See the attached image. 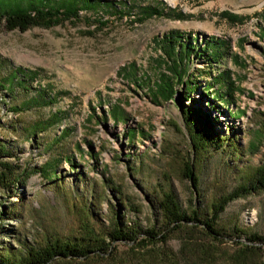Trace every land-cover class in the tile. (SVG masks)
<instances>
[{"label":"rangeland","instance_id":"obj_1","mask_svg":"<svg viewBox=\"0 0 264 264\" xmlns=\"http://www.w3.org/2000/svg\"><path fill=\"white\" fill-rule=\"evenodd\" d=\"M127 1L135 4V13L138 7L152 5L169 15L138 24L132 22L134 16L120 19L103 16L102 11H82L79 20L52 28L0 34V78L16 68L40 73L26 87L29 91L16 84L14 95L0 93V139L13 153L6 161L30 176L11 191L0 188V213L14 212L4 219L0 215V247L22 250L72 240L83 233L85 223L97 231L109 230L115 222L145 231L161 222L164 192H173L185 212L202 211L264 163V0ZM223 12L243 22L230 21ZM172 33L197 46L212 37L226 41L230 51L217 71H229L236 78L228 101L218 97L226 89L215 91L219 86L210 77L197 79V84L215 90L200 88L191 95L196 108L212 118L217 115L215 132L231 137L237 146L195 159L197 192L184 174L193 151L178 104L183 100L191 105L183 87L176 85V100L156 101L147 84L138 85L145 76L147 83L157 80V60L162 58L157 42ZM189 65L195 76L208 71L201 58H191ZM39 87L50 96L58 91L68 94L53 105H38L32 100ZM117 104L126 121L115 124L107 112ZM19 107L24 109L12 111ZM56 112L64 113L59 124L30 133L35 122ZM94 113L97 118L88 120ZM104 114L107 120L101 119ZM130 128L145 136L130 140ZM68 129L70 135L58 142ZM47 162L56 163L63 187L42 176L40 168ZM220 227L228 232L220 243L200 229H186L173 234L166 246L115 243L106 255L52 264H264V247L243 251L238 243L248 244L246 235L233 233L237 227L264 236V191L231 202Z\"/></svg>","mask_w":264,"mask_h":264},{"label":"trees","instance_id":"obj_2","mask_svg":"<svg viewBox=\"0 0 264 264\" xmlns=\"http://www.w3.org/2000/svg\"><path fill=\"white\" fill-rule=\"evenodd\" d=\"M135 4L127 0H0V34L3 31L26 32L32 28H52L62 24L64 21H74L80 19L82 11L97 13L102 11L103 16L124 18L134 16V23H144L154 17H163L169 15L158 6L138 7L135 13ZM182 17V14H178ZM222 17L234 22H243V18L230 12H223ZM108 23L101 22L106 26ZM183 35L172 33L169 36L158 40V46L162 58L157 60V69L159 70L157 80L147 83L148 77L138 80V85H148L151 99L156 101L176 100L178 94L177 86H181L185 92V99L189 104H184L183 100L178 101L184 117L186 126L191 134V144L193 156L191 161L185 163L184 174L191 180L193 189L197 192L200 187V178L195 170V159L201 157L209 151H220L226 146H237L234 140L230 138H221L213 128V123H217L218 117L213 118L211 114L202 108L195 107V100L191 95L201 88L198 80L201 77H210L219 87L205 86L204 90H215L219 92L220 88H225V94L219 93L218 97L223 101H228L229 97L236 89V78H233L229 71H217V65L229 54L230 47L226 41L218 38H208L197 46V42H186ZM197 57L204 59L208 71L202 70L195 76L191 72L190 59ZM164 68V70H163ZM217 74L215 75V72ZM40 76L38 70L30 71L23 68H16L7 76L0 78V93L5 91L14 95L16 84L26 87L36 81ZM125 76V73H124ZM177 85V86H176ZM53 90V89H52ZM38 97L32 100L33 103L43 106L53 105L67 92L58 91L53 96L47 94V90L39 87ZM14 97V96H12ZM7 106V104H5ZM121 104L112 105L107 112L115 124L120 121H126L123 115ZM211 108L215 107L213 102L208 104ZM23 107L13 108L12 111L19 112ZM95 110V109H94ZM63 114L56 112L51 114L46 120L35 122L30 127V133L34 135L48 131L63 120ZM95 114V115H94ZM90 114L88 120L93 121L97 118L96 113ZM244 114L240 111L239 115ZM104 114L102 120H107ZM70 130L63 131L58 142L64 140L70 135ZM128 138L133 140L137 134L145 136L144 132H139L130 128L127 132ZM13 153L7 146L4 138L0 139V188L5 191H11L16 184L29 179V173L25 171L19 173L21 169L16 164L6 161L12 158ZM56 163L47 162L40 171L46 180L56 181L57 186H61L63 178H58L57 171L54 170ZM53 171V172H52ZM64 185V184H63ZM62 185V187H63ZM59 186V187H60ZM63 189V188H62ZM115 192L121 194L118 189ZM264 191V163L254 171H251L244 178V182L233 192L222 196L212 202L205 210L198 208L192 209L190 213L185 212L176 195L167 191L161 197L159 207L161 210V222L153 225L148 230H142L139 227L122 225L115 222L109 230L97 231L90 227L88 223L84 224L83 233L78 238L66 241L55 240L40 248H23L15 250L10 246L0 247V264H52L56 260L81 261L89 260L94 257H100L108 254L115 243H126L129 245H139L144 243L147 246H166L172 235L185 231L186 229H200L204 234L214 242L224 241L228 235L220 227L221 216L227 206L240 198L247 197ZM14 212L0 213L3 219ZM1 233V232H0ZM233 233L240 238V235H246L248 244L238 243L243 251L260 250L264 247V236L250 232L246 234L235 227ZM231 237V236H230ZM165 255V254H164ZM170 257V256H168Z\"/></svg>","mask_w":264,"mask_h":264}]
</instances>
